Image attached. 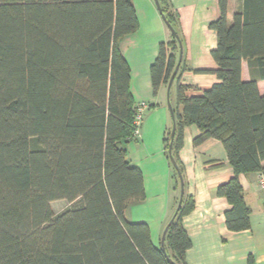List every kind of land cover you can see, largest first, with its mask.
Masks as SVG:
<instances>
[{"label": "trees", "instance_id": "16d2710c", "mask_svg": "<svg viewBox=\"0 0 264 264\" xmlns=\"http://www.w3.org/2000/svg\"><path fill=\"white\" fill-rule=\"evenodd\" d=\"M159 1L178 36L160 44L151 66L155 94L169 83L182 42L176 14ZM219 6L210 24L217 68L206 72L220 82L199 96L178 82L171 154L181 184L184 127H199L196 145L222 141L235 175L217 193L231 204L228 229L241 231L250 209L239 175L264 170V0H241L231 24L228 0ZM137 29L132 0H0V264H187L183 218L192 199L184 197L165 251L147 223L125 216L145 196L124 147L136 138L137 106L120 41ZM56 200L69 205L55 213Z\"/></svg>", "mask_w": 264, "mask_h": 264}, {"label": "crops", "instance_id": "0c3cea01", "mask_svg": "<svg viewBox=\"0 0 264 264\" xmlns=\"http://www.w3.org/2000/svg\"><path fill=\"white\" fill-rule=\"evenodd\" d=\"M176 14L177 31L182 41L183 56L176 79L168 90L162 84L154 93L151 66L162 42L169 43L173 34L163 19L155 0H132L138 29L120 41L130 66V91L136 103L146 102L141 135L124 144L128 160L141 169L145 196L130 202L125 216L132 222H145L150 227L154 244L161 246L163 233L179 204L181 184L166 148V138L173 128L169 101L176 107L178 82L188 87V96L203 95L220 82L213 72L217 64L212 51L217 47V33L210 24L220 16L219 0H168ZM241 0H228L227 21L231 24ZM180 49L177 52L179 62ZM242 79H251L248 63L243 62ZM264 94V80L258 82ZM200 133L196 124L184 127L178 153L183 168L185 199L194 208L183 218L192 246L186 254L187 264H264V189L260 172L242 173L239 180L250 209V226L232 231L226 225V212L231 204L218 195V187L234 177L228 153L221 140L209 138L196 145ZM217 164H220L217 166Z\"/></svg>", "mask_w": 264, "mask_h": 264}, {"label": "water", "instance_id": "95a60500", "mask_svg": "<svg viewBox=\"0 0 264 264\" xmlns=\"http://www.w3.org/2000/svg\"><path fill=\"white\" fill-rule=\"evenodd\" d=\"M155 3L160 11V13H162V9H161V5H160V1L159 0H155ZM162 15V14H161ZM163 17V16H162ZM163 19L165 20L166 24L168 25V27L170 28V30L172 31L173 34L177 35L176 33V30L174 29V27L166 20L165 17H163ZM178 36V35H177ZM182 56H183V46H182V42L180 43V58H179V62L178 64L176 65L175 67V70L174 72L172 73V76L169 80V83H168V90L170 91L175 79H176V76L178 74V71H179V68H180V65H181V61H182ZM169 108H170V111H171V114H172V117L174 119V110H173V107H172V104L171 102L169 101ZM175 132H176V126L174 125L173 126V129H172V132H171V137H170V158H171V161L173 163V165L178 168L177 166V163L175 161V159L173 158L172 154H171V149H172V144H173V140H174V136H175ZM180 174V180H181V194H180V200H179V204H178V207H177V210L173 216V218L171 219V221L169 222L168 226L166 227L164 233H163V236H162V241H161V245H162V249L165 251V246H164V243H165V237H166V233L168 231V228L170 227V225L172 224L173 220H174V217L175 215L177 214V212L179 211V209L181 208V205H182V202H183V199H184V195H185V187H184V179H183V176L181 173Z\"/></svg>", "mask_w": 264, "mask_h": 264}, {"label": "built area", "instance_id": "2783aa9c", "mask_svg": "<svg viewBox=\"0 0 264 264\" xmlns=\"http://www.w3.org/2000/svg\"><path fill=\"white\" fill-rule=\"evenodd\" d=\"M148 107L149 106L146 102H141L137 105V111H136L135 119H134V123L136 125V130H135L136 138L141 135L142 122H143L145 111L147 110ZM259 178H260V186L264 189V173L263 172H260Z\"/></svg>", "mask_w": 264, "mask_h": 264}, {"label": "rangeland", "instance_id": "374dc122", "mask_svg": "<svg viewBox=\"0 0 264 264\" xmlns=\"http://www.w3.org/2000/svg\"><path fill=\"white\" fill-rule=\"evenodd\" d=\"M69 203L66 200H56L51 203V206L55 213H60L66 207H68Z\"/></svg>", "mask_w": 264, "mask_h": 264}]
</instances>
